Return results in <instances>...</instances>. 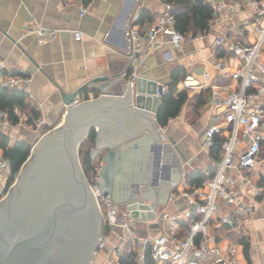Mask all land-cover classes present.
<instances>
[{
  "label": "crops",
  "instance_id": "obj_1",
  "mask_svg": "<svg viewBox=\"0 0 264 264\" xmlns=\"http://www.w3.org/2000/svg\"><path fill=\"white\" fill-rule=\"evenodd\" d=\"M164 9L161 0H0V75L31 77L29 85L19 83L10 88L26 93V108L15 109L31 115L42 114L47 119L39 133L40 128L13 123L8 116V121L0 123V132L9 137L8 146L14 147L18 141L34 145L42 134L62 124L68 110L64 95L74 99L89 95L82 103L103 96L125 97L132 66L149 44L147 35L133 43L128 30L144 12L147 20L140 25L146 32ZM244 17L246 14L241 13L234 21ZM232 23L225 20L196 35L189 33L180 45H174L170 35L160 34L138 67L140 74L163 85L166 93L174 87L175 96L182 91L188 94L180 112L165 126L159 123L157 114L148 110L164 128L168 140H163L158 126L113 146L119 149L112 197L117 206L121 207L134 195L133 187L138 184L151 181L160 187L157 218L134 223V230L141 238L159 237L166 231L169 218L184 220V214L192 207L187 197L177 194L178 189L193 174L207 176L215 171L220 154L216 158L211 147L202 145V138L209 127L223 123L226 91L221 85L230 83L231 79L221 76L216 69L220 58L216 38L231 28ZM39 27L56 29V35L41 43L35 32ZM77 33L80 39H76ZM255 40V32L250 31L247 41ZM225 60L234 64L228 55ZM188 74L201 86L183 89L180 82ZM46 126L49 129L44 131ZM92 129L97 134L98 124ZM217 136L224 139L226 133L221 131ZM109 148L99 149L100 156L93 162L95 171L104 163L101 155ZM0 159H5L1 150ZM10 174V167L0 166V199L13 184L8 187ZM251 179L264 185V144ZM247 200L255 208L249 221L230 228L218 226L213 220L206 236L209 244H219L224 250L236 246V264H264V193L247 196ZM121 233L122 229L115 228L111 240L118 242ZM201 264L222 263L206 258Z\"/></svg>",
  "mask_w": 264,
  "mask_h": 264
},
{
  "label": "built area",
  "instance_id": "obj_2",
  "mask_svg": "<svg viewBox=\"0 0 264 264\" xmlns=\"http://www.w3.org/2000/svg\"><path fill=\"white\" fill-rule=\"evenodd\" d=\"M161 1L164 2L165 9L146 32L138 23V19L128 30L133 43L145 35L149 40L148 47L139 54L137 62L132 66L129 84H133L140 74L138 67L144 63L160 34L170 35L174 45H180L186 39L176 28V19L172 13L173 4L167 0ZM205 1L212 9L213 19L210 27L225 20L233 21L231 28L216 38L219 50L224 51V55L215 64L216 69L221 76L231 79L230 83L221 85L226 91L223 123L209 127L202 138L204 147H212L215 136L221 131L226 133L220 159L214 175L205 180L201 187L192 189L185 180L182 189H178L177 194L187 197L192 207L184 214V220L189 223L185 238L178 237L180 222L184 220L170 218L166 231L159 237H139L133 227L138 219L131 217L129 209L117 206L109 195L101 192L97 183L98 171H94L89 182L100 208H105L104 214L102 213L103 227L106 225L110 229H122L120 240L110 248L108 264H119L128 243L131 244L130 252L136 254L138 264H144L146 248L149 245L152 247V257L156 264H165L166 261H171L172 264H201V260L206 258L222 264H236V246L232 245L224 250L219 244H209L206 236L208 225L214 220L218 226L235 228L249 221L255 208L248 202L247 196L258 197L264 193V185L251 179L254 168L261 160L264 144V0ZM83 11L85 12V9ZM241 13H245L246 17L239 22L234 21ZM250 26L254 27L256 34L253 43L247 41ZM35 32L39 41L44 43L55 36L57 31L39 27ZM80 38L81 35L77 33L76 39ZM225 55L231 57L234 64H228ZM205 76L208 77L209 74L206 73ZM30 82L31 77L20 74L0 75V88H11L19 83L29 85ZM180 85L185 90H193L200 87L201 83L188 74ZM163 92L166 93V89L163 88ZM88 98L89 95H82L81 99H75L73 103L78 104ZM15 114L17 122L25 126L39 129L47 124V119L42 114L31 115L20 108L15 109ZM8 120V113L0 111V123ZM158 131L162 133L164 141L168 140L163 127L159 126ZM0 166L10 167L5 159H0ZM194 214L199 217H194ZM166 218L168 216H165ZM104 243L105 236L101 247Z\"/></svg>",
  "mask_w": 264,
  "mask_h": 264
},
{
  "label": "water",
  "instance_id": "obj_3",
  "mask_svg": "<svg viewBox=\"0 0 264 264\" xmlns=\"http://www.w3.org/2000/svg\"><path fill=\"white\" fill-rule=\"evenodd\" d=\"M127 88L125 97L82 104L64 95L68 110L62 124L40 136L0 199V264H93L103 242V218L79 146L98 124L91 158L94 162L99 149L110 147L101 155L97 183L112 198L119 150L113 146L159 126L150 111L159 112L163 85L139 74ZM133 189L121 207L135 219H156L160 187L148 181Z\"/></svg>",
  "mask_w": 264,
  "mask_h": 264
},
{
  "label": "trees",
  "instance_id": "obj_4",
  "mask_svg": "<svg viewBox=\"0 0 264 264\" xmlns=\"http://www.w3.org/2000/svg\"><path fill=\"white\" fill-rule=\"evenodd\" d=\"M173 4L172 13L176 19V28L182 32L185 36L189 33L196 35L198 32L209 29L210 22L213 19L212 9L205 0H167ZM146 15L144 12L140 14L138 23L143 24L145 22ZM219 56H223L224 51L219 50ZM175 88L172 87L163 96V102L157 113V118L162 126H165L171 117L177 116L180 112L183 104L188 98L186 91H182L178 95H174ZM15 107L21 109L26 108V93L17 88H0V111H6L9 118L13 123H17V116L15 114ZM36 113V112H35ZM49 128L46 126L44 131ZM95 130L92 129L86 140L82 141L80 149V158L85 174L88 178H91L95 168L91 158V149L95 142ZM223 139L215 136L214 144L211 147L212 153L216 158H219ZM9 137L4 133L0 132V150L3 151V156L9 161L11 168V174L8 182V187L15 181L17 174L19 173L22 165L28 159L31 153L32 146L26 142L18 141L14 147H9ZM215 172V171H214ZM214 175H200L193 174L187 181L189 187L194 189L195 187H201L205 180ZM8 191V190H7ZM198 218V215H193ZM181 230L179 231L178 237L185 238L189 230L188 221H182ZM104 232L108 233L110 227H103ZM130 243L127 244L124 254L119 260V264H138L136 262V254L130 252ZM144 264H156L152 257V247L149 245L146 248V257Z\"/></svg>",
  "mask_w": 264,
  "mask_h": 264
},
{
  "label": "rangeland",
  "instance_id": "obj_5",
  "mask_svg": "<svg viewBox=\"0 0 264 264\" xmlns=\"http://www.w3.org/2000/svg\"><path fill=\"white\" fill-rule=\"evenodd\" d=\"M250 30L251 31H254V27H251L250 26ZM54 128V127H53ZM42 132V128H40V130H39V133H41ZM88 137V136H87ZM87 137H85V139L84 140H86L87 139ZM83 140V141H84ZM93 148V147H92ZM80 149H81V144H80V146H79V153H80ZM79 158H80V154H79ZM80 161H81V158H80ZM81 164H82V162H81ZM87 176V175H86ZM89 180H90V178H89ZM103 210H101V212L104 214V210H105V208H104V206H102L101 207ZM102 214V215H103ZM105 227H107L106 225L104 226V228ZM114 231H115V228H111L110 229V231L108 232V233H105L104 232V229L102 230V235L103 236H105V243H104V245L101 247L100 246V248H99V250L96 252V255H95V257H94V263L95 264H103L104 262H105V264H108V262H109V257L107 256V254L109 255V253H110V248H112L116 243L114 242V241H112V240H114V239H112L113 238V234H114ZM112 239V240H111ZM107 249H108V252H107ZM106 251V252H105ZM104 252H105V254H104ZM103 257H104V259H103ZM108 261V262H107ZM103 262V263H102Z\"/></svg>",
  "mask_w": 264,
  "mask_h": 264
}]
</instances>
